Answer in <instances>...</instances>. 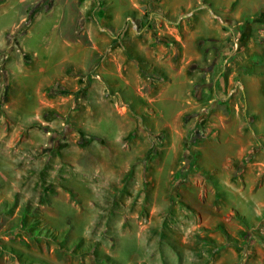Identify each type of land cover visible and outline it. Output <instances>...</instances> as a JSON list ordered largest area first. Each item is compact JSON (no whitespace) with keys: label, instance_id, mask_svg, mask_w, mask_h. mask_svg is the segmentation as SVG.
Listing matches in <instances>:
<instances>
[{"label":"crops","instance_id":"obj_1","mask_svg":"<svg viewBox=\"0 0 264 264\" xmlns=\"http://www.w3.org/2000/svg\"><path fill=\"white\" fill-rule=\"evenodd\" d=\"M89 3L76 2L62 14L64 39L54 54L67 47L74 53L65 54L50 77L46 57L32 51V68H22L26 75L16 81L14 94H60L77 76L81 87L98 63L95 78L101 82L95 84H111V94L91 90L90 107H114L117 120L138 121L144 139L134 132L137 122L127 129L116 123L113 143L119 149L129 145V161L137 158V146L149 154L156 145L155 159L161 156L164 169L183 158V115L205 113L209 134L195 146L189 172L197 177L180 183L178 225L184 236L178 249L164 242L166 251L155 264H264V0H124L123 17L109 0L95 15L106 21L110 36L88 19ZM17 59L3 67L15 71ZM35 104L34 112L40 108ZM13 136L0 121L1 152H8ZM246 188L241 202L254 205L256 223L226 201L228 193ZM204 240L214 246L203 250Z\"/></svg>","mask_w":264,"mask_h":264},{"label":"rangeland","instance_id":"obj_2","mask_svg":"<svg viewBox=\"0 0 264 264\" xmlns=\"http://www.w3.org/2000/svg\"><path fill=\"white\" fill-rule=\"evenodd\" d=\"M75 1L83 2L0 0V121L16 135L8 152L0 151V264H155L164 242L178 249L184 236L178 225L184 202L180 183L201 139L192 138L188 116L195 115H183V158L165 170L161 156L155 159L156 145L149 154L137 146V158L129 161V145L119 149L113 143L116 123L127 129L137 122L134 132L144 139L138 121L117 120L114 107H90L91 90L111 94V84H95L101 82L95 78L98 63L81 87L77 76L59 88L60 94H14L16 81L26 75L22 68H32V51L46 57L50 77L65 54L74 53L67 47L54 54L64 39L62 14L70 13ZM88 1V19L110 36L106 21L95 15L98 4L104 7L109 0ZM113 1L123 17L124 0ZM46 47L53 51L45 52ZM13 57L21 59L17 68L5 69ZM34 104L40 107L35 112ZM261 113L264 124V109ZM15 123L19 131L13 130ZM248 191L228 193L226 201L241 206L256 223L254 205L241 202ZM210 242L204 240L201 248L209 250Z\"/></svg>","mask_w":264,"mask_h":264},{"label":"built area","instance_id":"obj_3","mask_svg":"<svg viewBox=\"0 0 264 264\" xmlns=\"http://www.w3.org/2000/svg\"><path fill=\"white\" fill-rule=\"evenodd\" d=\"M54 3V0H47V4L48 5H52ZM98 9H100L99 4H98ZM97 9V10H98ZM97 18L100 19V16L97 15ZM235 37H236V44L235 46H238V42L237 39L240 38V33L239 32H235ZM190 117V121L192 122V138L193 140L196 142L198 139L203 138L204 136H207L209 133V130L207 128V122H208V116L204 114H200V115H195V117L188 116ZM193 118H195L193 120Z\"/></svg>","mask_w":264,"mask_h":264},{"label":"trees","instance_id":"obj_4","mask_svg":"<svg viewBox=\"0 0 264 264\" xmlns=\"http://www.w3.org/2000/svg\"><path fill=\"white\" fill-rule=\"evenodd\" d=\"M100 4H101V3H99V7H101ZM137 59H138V61L140 62V64H142V65L144 64V61H143L142 59H140V58H137ZM149 78H150V79H153L154 76H151V77L149 76ZM193 166H194V165H193V161H191L190 164H189L188 171H187L188 174H184L183 177H188V175H190V176H194V177H197V174L189 173V172H191V170L193 169ZM210 243H211V242H210ZM210 243H207V244L210 245Z\"/></svg>","mask_w":264,"mask_h":264}]
</instances>
